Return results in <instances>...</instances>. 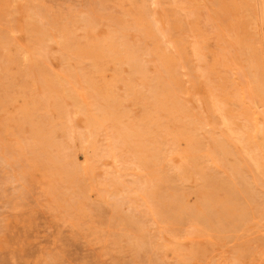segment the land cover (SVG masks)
<instances>
[{
  "label": "rangeland",
  "instance_id": "obj_1",
  "mask_svg": "<svg viewBox=\"0 0 264 264\" xmlns=\"http://www.w3.org/2000/svg\"><path fill=\"white\" fill-rule=\"evenodd\" d=\"M263 33L264 0H0V264H264Z\"/></svg>",
  "mask_w": 264,
  "mask_h": 264
},
{
  "label": "bare ground",
  "instance_id": "obj_2",
  "mask_svg": "<svg viewBox=\"0 0 264 264\" xmlns=\"http://www.w3.org/2000/svg\"><path fill=\"white\" fill-rule=\"evenodd\" d=\"M140 30V29H139ZM262 30V29H261ZM264 34V33H263ZM262 257V256H261ZM250 261V260H249ZM263 261V260H262ZM258 263V262H257Z\"/></svg>",
  "mask_w": 264,
  "mask_h": 264
}]
</instances>
